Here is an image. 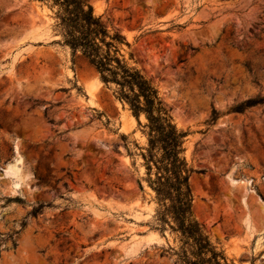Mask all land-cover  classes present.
I'll return each mask as SVG.
<instances>
[{
	"label": "rangeland",
	"instance_id": "374dc122",
	"mask_svg": "<svg viewBox=\"0 0 264 264\" xmlns=\"http://www.w3.org/2000/svg\"><path fill=\"white\" fill-rule=\"evenodd\" d=\"M88 1L188 132L196 220L227 264H264V104L232 111L264 97V0ZM52 23L0 0V264H174L141 129Z\"/></svg>",
	"mask_w": 264,
	"mask_h": 264
},
{
	"label": "trees",
	"instance_id": "16d2710c",
	"mask_svg": "<svg viewBox=\"0 0 264 264\" xmlns=\"http://www.w3.org/2000/svg\"><path fill=\"white\" fill-rule=\"evenodd\" d=\"M51 13L54 43L82 58L125 104L146 141L138 149L144 181L154 204L152 229L162 237L173 236L175 247L164 253L174 264H227L222 250L209 239L192 213L193 196L189 180L195 172L185 157L187 131L179 129L160 100L157 89L129 61L132 54L125 36L110 29L88 0H35ZM264 104V97L248 99L233 107L245 109ZM144 118V122L140 119ZM212 111L209 123L217 119ZM41 206L32 210L36 216Z\"/></svg>",
	"mask_w": 264,
	"mask_h": 264
}]
</instances>
